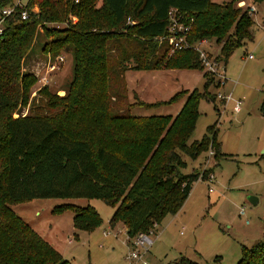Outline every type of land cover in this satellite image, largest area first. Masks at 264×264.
I'll list each match as a JSON object with an SVG mask.
<instances>
[{"label": "trees", "instance_id": "trees-1", "mask_svg": "<svg viewBox=\"0 0 264 264\" xmlns=\"http://www.w3.org/2000/svg\"><path fill=\"white\" fill-rule=\"evenodd\" d=\"M235 1L27 0L24 5L36 13L28 21L6 23L0 39V264H71L12 204L98 198L114 207L109 225L121 221L133 237L175 215L193 184L207 180L209 171L184 172L183 155L193 159L212 149L216 158L220 153L214 125L200 140L189 141L199 101L215 103L216 96L206 92L208 81L202 93L180 91L167 101L140 102L151 109L184 98L174 116H134L121 77L127 70H203L196 50L172 51L167 40L159 41L167 35L171 8L193 18L188 41L213 39L225 64L233 48L254 33L251 13L235 7ZM65 21L63 29L46 26ZM37 28L52 36L41 43V52L50 47L57 55L70 47L72 79L63 96L44 91L26 115L14 117L27 104L35 80L23 66L34 41L40 44ZM259 112L264 117V99ZM64 208L72 211L77 231L91 232L102 222L90 206L65 204L55 212ZM178 264L193 263L181 258ZM236 264H264V237L243 247Z\"/></svg>", "mask_w": 264, "mask_h": 264}, {"label": "rangeland", "instance_id": "rangeland-1", "mask_svg": "<svg viewBox=\"0 0 264 264\" xmlns=\"http://www.w3.org/2000/svg\"><path fill=\"white\" fill-rule=\"evenodd\" d=\"M210 1L221 4L232 0ZM236 1L235 7L248 11L254 8L250 14L254 21L253 39L233 48L226 58L224 70L220 60L221 46L213 39H206L207 42L198 44L207 63L201 61L202 71L170 68L122 73L123 90L129 111L134 116H174L184 98L151 109L141 106L140 102L167 101L180 91L202 93L207 81L206 92L216 96L215 103L206 99L199 101L198 116L189 141L200 140L208 126L214 125L220 150L218 157H209L207 152H201L193 159L183 155L187 163L184 172L209 171L208 175L212 174L213 179L211 182L197 180L184 208L154 228L149 235L152 245L145 252L141 250L142 260L128 258L132 246L131 240H126L123 222L117 221L113 228L107 229L114 207L101 199L36 198L10 205L71 264H142L143 260L146 264H178L181 258L193 264H236L243 247L250 248L263 239L264 117L260 115L259 106L264 99V0ZM67 22L46 23V26L63 29ZM37 31H40V44L34 41L23 66V69L33 67L35 80L29 88L27 104L19 107L14 117L28 113L33 103L37 105L36 99L43 98L44 91L63 96L72 79L70 47L61 49L57 55H53L50 47L48 52H41V43L52 36L44 34L41 28ZM67 53L69 60L65 59ZM65 61L71 69L65 68ZM49 65L55 68L50 69ZM222 75L226 78L224 85L220 84ZM218 93L230 96V99L224 101L217 97ZM236 100H241V109L237 113L232 109ZM251 195L257 198L255 204L248 200ZM65 204L94 208L102 220L100 226L91 232L75 230L69 208L55 212L58 206ZM241 209L243 214L239 213ZM105 230L109 232L106 235L103 234Z\"/></svg>", "mask_w": 264, "mask_h": 264}, {"label": "built area", "instance_id": "built-area-1", "mask_svg": "<svg viewBox=\"0 0 264 264\" xmlns=\"http://www.w3.org/2000/svg\"><path fill=\"white\" fill-rule=\"evenodd\" d=\"M3 0H0V39L3 38L6 23L9 20L12 21H28L31 17V14L36 13L35 8H28L24 5L23 0H7L6 3L2 4ZM254 8L251 7L249 10V13L252 14ZM74 19V18H73ZM168 19L169 23L167 26V35L160 37L159 41L167 40L169 45L171 46V50H181L186 48H192L198 52L199 59L202 61V63L206 64V60L203 57V49L198 47V44L207 42L206 39L199 40L197 42L191 43L187 39L188 32L191 28V23L193 21V18L188 16L186 13L180 12L176 8H171L168 12ZM200 50H199V49ZM249 58H251V55H248ZM61 59V57H58ZM222 69L224 70V64L221 63ZM50 69L55 68L54 65H49ZM226 81V78L224 75L221 77L220 84L224 85ZM218 98L224 99V101H227L230 99V96L222 95L221 93L217 94ZM233 111L239 112L241 109V100H236L233 105ZM208 156L213 155L212 149H209L207 151ZM209 179H207L208 182H211L213 177L212 174L208 175ZM209 191H211V188H209ZM241 213H243L242 209L240 210ZM125 232L127 234L126 227ZM153 232V230H150L148 233H137L133 237H130L127 234V241L129 242L131 240V246H132V252L128 258H130L132 261H140L142 260V252H145L148 250V248L152 245L153 240L149 237V235ZM142 250V252H141ZM142 264H146V262L143 260Z\"/></svg>", "mask_w": 264, "mask_h": 264}, {"label": "crops", "instance_id": "crops-1", "mask_svg": "<svg viewBox=\"0 0 264 264\" xmlns=\"http://www.w3.org/2000/svg\"><path fill=\"white\" fill-rule=\"evenodd\" d=\"M244 1V0H243ZM263 21H264V18H263ZM68 53L65 55V59H67V60H69V58H68ZM66 62V61H65ZM65 68H68V69H71V65L68 63V62H66L65 63ZM33 67L32 66H29V67H27V68H25V69H23V70H25L26 72H29V73H31V74H35L33 71V69H32ZM135 71H140V70H127L126 72H125V74H127V73H133V72H135ZM144 102V101H143ZM157 102V101H156ZM27 113H25V114H21V115H18L17 114V117L18 116H23V115H26ZM261 115V114H260ZM262 116V115H261ZM263 117V116H262ZM213 156V155H212ZM192 190V189H191ZM208 190H209V188H208ZM191 192V191H190ZM190 195H191V193H189V195H188V197L186 198V200H185V202L183 203V205H182V207L180 208V210L182 209V208H184V206L186 205V203H187V201L189 200V198H190ZM179 210V211H180ZM242 211H243V209H242ZM178 213V212H177ZM176 213V214H177ZM239 213H241V212H239ZM175 214V215H176ZM241 214H243V213H241ZM175 215H172L173 217L175 216ZM172 220V219H171ZM109 222V221H108ZM115 226V225H114ZM114 226H110V225H107V229L108 228H113ZM117 226V225H116ZM118 227V226H117ZM124 230H125V228H123ZM108 231V230H107ZM107 233H109V232H106V230L103 232V234L104 235H106Z\"/></svg>", "mask_w": 264, "mask_h": 264}, {"label": "water", "instance_id": "water-1", "mask_svg": "<svg viewBox=\"0 0 264 264\" xmlns=\"http://www.w3.org/2000/svg\"><path fill=\"white\" fill-rule=\"evenodd\" d=\"M248 200L252 203V204H255L256 201H257V198L255 196H248Z\"/></svg>", "mask_w": 264, "mask_h": 264}]
</instances>
